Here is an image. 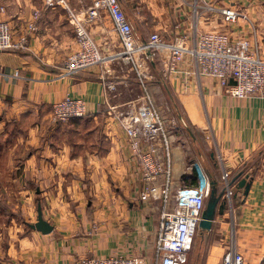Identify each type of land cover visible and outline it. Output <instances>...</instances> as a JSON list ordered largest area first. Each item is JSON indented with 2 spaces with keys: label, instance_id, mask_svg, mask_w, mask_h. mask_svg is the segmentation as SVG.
I'll return each instance as SVG.
<instances>
[{
  "label": "crops",
  "instance_id": "obj_1",
  "mask_svg": "<svg viewBox=\"0 0 264 264\" xmlns=\"http://www.w3.org/2000/svg\"><path fill=\"white\" fill-rule=\"evenodd\" d=\"M174 1L172 15L153 26L164 40L185 33L192 41L195 30L215 31L231 41L249 38L264 57V0ZM91 2L71 0L76 10ZM225 7L247 18L225 22ZM0 21L14 41L25 38L23 48L0 51V264H76L82 256L114 254L151 260L162 204L157 196L139 199L138 162L114 116L140 101L134 73L118 59L64 73L76 37L64 11L45 8L42 0H0ZM89 30L104 55L120 50L106 13ZM163 66L160 56L148 61L146 82L171 136L173 187H193L196 166L218 190L224 172L230 180L239 172L251 180L246 196L231 184L229 206L186 264H223L228 248L243 264H264V96L229 95L212 77L198 75L188 57L180 73L165 74ZM66 96L85 101L89 126L50 121L52 104ZM155 146L164 160L162 144ZM38 207L49 233L30 227Z\"/></svg>",
  "mask_w": 264,
  "mask_h": 264
},
{
  "label": "built area",
  "instance_id": "obj_2",
  "mask_svg": "<svg viewBox=\"0 0 264 264\" xmlns=\"http://www.w3.org/2000/svg\"><path fill=\"white\" fill-rule=\"evenodd\" d=\"M126 0H92L83 9L76 10L71 0H42L45 8H61L74 31L77 49L64 61V73L73 74L90 67H102L111 59L128 65L141 87L140 101L127 112L114 116L125 132L133 157L137 160L143 186L139 199L147 201L159 197L160 212L154 241L155 254L151 260L135 255L114 254L106 257L82 256L76 264H186L194 236L210 190V178L201 166H196V184L193 187H173L172 167L169 156L171 136L158 108L155 106L147 85V63L160 56L164 61L165 74L180 73L179 66L190 58L198 75L209 76L234 97L264 96V57L251 40L239 37L229 40L220 32L195 30L192 41L185 33L166 41L158 32L146 38L139 36L123 7ZM133 1V0H129ZM106 13L116 32L120 50L104 55L89 30V25ZM225 22L234 23L246 19V14L232 7L221 9ZM37 13H34V18ZM34 30L35 25L29 24ZM25 38L18 42L12 39L6 21H0V51L23 48ZM185 71L183 70V73ZM187 73V72H185ZM108 89L114 84L107 83ZM85 101L81 97L66 96L52 104L50 121L65 122L88 116ZM160 142L165 158L157 155L155 144ZM225 197L231 202L232 190L228 173L224 172ZM223 264H243L242 255L228 248L223 255Z\"/></svg>",
  "mask_w": 264,
  "mask_h": 264
},
{
  "label": "rangeland",
  "instance_id": "obj_3",
  "mask_svg": "<svg viewBox=\"0 0 264 264\" xmlns=\"http://www.w3.org/2000/svg\"><path fill=\"white\" fill-rule=\"evenodd\" d=\"M177 1L180 2L179 0ZM175 2L174 0H126L123 1V7L127 13L134 17V21H131V23L136 33L139 36H145V34L148 36L152 32H159L153 26L166 20V16L172 15L170 10ZM207 234V231L199 229L194 236L192 248H197L201 237L203 238Z\"/></svg>",
  "mask_w": 264,
  "mask_h": 264
},
{
  "label": "water",
  "instance_id": "obj_4",
  "mask_svg": "<svg viewBox=\"0 0 264 264\" xmlns=\"http://www.w3.org/2000/svg\"><path fill=\"white\" fill-rule=\"evenodd\" d=\"M242 174V172H239L234 177H232L230 184L235 182L236 189H242L244 196H246L251 185V180L247 181L248 176L240 178ZM224 194L225 188L223 187L218 190V188H216V182L210 180V190L206 199L205 208L201 215V220L198 225L199 229L202 231L211 230L216 216H222L226 211V208L229 206V202ZM30 227L41 232L42 234L52 231V226L50 223L42 217L40 207H38L37 210L36 222L34 224H30Z\"/></svg>",
  "mask_w": 264,
  "mask_h": 264
},
{
  "label": "trees",
  "instance_id": "obj_5",
  "mask_svg": "<svg viewBox=\"0 0 264 264\" xmlns=\"http://www.w3.org/2000/svg\"><path fill=\"white\" fill-rule=\"evenodd\" d=\"M90 119H91V116L88 115V116H85V117H81V118H74V119H71V120H68V121H65V122H58L56 124L58 125H70V126H74L76 127L75 125H80L78 126L79 128L82 127H87L90 125ZM82 123V124H80Z\"/></svg>",
  "mask_w": 264,
  "mask_h": 264
}]
</instances>
